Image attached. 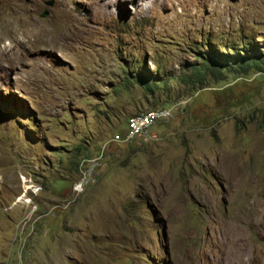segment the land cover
I'll use <instances>...</instances> for the list:
<instances>
[{"label": "rangeland", "instance_id": "rangeland-1", "mask_svg": "<svg viewBox=\"0 0 264 264\" xmlns=\"http://www.w3.org/2000/svg\"><path fill=\"white\" fill-rule=\"evenodd\" d=\"M231 49L264 0H0V264H264V72L185 80Z\"/></svg>", "mask_w": 264, "mask_h": 264}, {"label": "trees", "instance_id": "trees-1", "mask_svg": "<svg viewBox=\"0 0 264 264\" xmlns=\"http://www.w3.org/2000/svg\"><path fill=\"white\" fill-rule=\"evenodd\" d=\"M234 53H239V56L232 57L230 55L215 54L210 52L209 54L196 55L197 63L188 67L189 75L185 80H190V84L198 88H204L208 77L215 79L216 81H222L225 76L230 74H237L240 76H248L253 72H264V56L258 53H253V50H234ZM137 77L134 81H138ZM128 81L131 80L128 78ZM148 83V82H147ZM160 83H149L145 86L150 92H154V87L159 86ZM164 109V108H163ZM166 109V108H165ZM156 110V109H155ZM161 110V109H160Z\"/></svg>", "mask_w": 264, "mask_h": 264}, {"label": "built area", "instance_id": "built-area-1", "mask_svg": "<svg viewBox=\"0 0 264 264\" xmlns=\"http://www.w3.org/2000/svg\"><path fill=\"white\" fill-rule=\"evenodd\" d=\"M177 109L178 106L171 109H152L134 115L128 120L127 130L123 138L120 140V137H117V140L130 143L139 137L145 136L157 122L170 118L173 114V110Z\"/></svg>", "mask_w": 264, "mask_h": 264}, {"label": "water", "instance_id": "water-1", "mask_svg": "<svg viewBox=\"0 0 264 264\" xmlns=\"http://www.w3.org/2000/svg\"><path fill=\"white\" fill-rule=\"evenodd\" d=\"M52 4H50V6H51ZM46 15H47V13H44L43 15H42V17H46Z\"/></svg>", "mask_w": 264, "mask_h": 264}]
</instances>
